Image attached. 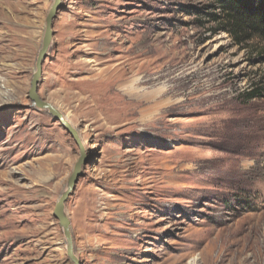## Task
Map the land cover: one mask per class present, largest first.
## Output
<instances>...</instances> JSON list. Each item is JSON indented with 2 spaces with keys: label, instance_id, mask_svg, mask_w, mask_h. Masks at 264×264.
Returning a JSON list of instances; mask_svg holds the SVG:
<instances>
[{
  "label": "rangeland",
  "instance_id": "1",
  "mask_svg": "<svg viewBox=\"0 0 264 264\" xmlns=\"http://www.w3.org/2000/svg\"><path fill=\"white\" fill-rule=\"evenodd\" d=\"M52 4L0 0V264H71L53 211L80 151L28 97ZM61 4L39 95L87 152L81 264H264V40L237 43L209 0ZM96 59L117 70L94 79Z\"/></svg>",
  "mask_w": 264,
  "mask_h": 264
},
{
  "label": "water",
  "instance_id": "2",
  "mask_svg": "<svg viewBox=\"0 0 264 264\" xmlns=\"http://www.w3.org/2000/svg\"><path fill=\"white\" fill-rule=\"evenodd\" d=\"M61 8V0H53V4L51 5L45 19L42 45L35 62V69L31 79L28 97L37 111L45 112L53 118L54 122H59L63 126V128L71 135L80 151L79 158L67 180L65 191L62 193L55 205L53 216L57 220L59 227L63 232L66 243L67 258L71 264H81L80 259L77 257L75 252L74 239L71 232V222L66 212V203L75 193L82 171L87 165V152L79 131L76 130L67 120H65L61 111H59L55 106L45 102L39 95V84L43 76V65L47 59L48 52L54 38L53 22Z\"/></svg>",
  "mask_w": 264,
  "mask_h": 264
},
{
  "label": "trees",
  "instance_id": "3",
  "mask_svg": "<svg viewBox=\"0 0 264 264\" xmlns=\"http://www.w3.org/2000/svg\"><path fill=\"white\" fill-rule=\"evenodd\" d=\"M217 13V21H222L224 30L239 44L253 38L264 40V0H209ZM258 94L245 95L253 100Z\"/></svg>",
  "mask_w": 264,
  "mask_h": 264
},
{
  "label": "bare ground",
  "instance_id": "4",
  "mask_svg": "<svg viewBox=\"0 0 264 264\" xmlns=\"http://www.w3.org/2000/svg\"><path fill=\"white\" fill-rule=\"evenodd\" d=\"M70 41V40H69ZM65 51V50H64ZM113 62H115V60H113V59H109L108 61H105L104 63L102 62V64L101 63H99V60L98 59H96L95 61L94 60H89V63H83L84 65H86V66H89L90 67V70L88 71L91 75H95V76H93V78L95 79V78H98L99 79V81H101V80H104L106 77H108L109 75H111L112 74V72H114L115 70H117V67L115 68L114 66H109V67H107V68H105V69H101V66H106V65H108V64H111V63H113ZM96 66V67H100L99 68V72L96 74V69L94 68V70H93V67L94 66ZM85 66V67H86ZM120 66V65H119ZM118 66V67H119ZM126 74L128 75V74H131V72H127L126 71ZM92 79V78H91ZM97 80V79H96ZM87 81V80H86ZM88 81H90V79L88 80ZM115 86V85H114ZM133 88V87H132ZM159 99H161V98H158V99H156V100H154V104H152L151 105V107L149 108L148 107V111L149 110H157V108L159 107V106H161L162 104H163V102H165L164 101V99H161V100H159ZM121 100L123 101V102H125V97H121ZM46 102V101H45ZM48 103V102H47ZM50 104V103H49ZM127 104L130 106V109H132V111H128V114L129 115H136V114H138V112L137 111H139L142 107H143V105H144V103L142 102V101H133L132 100V102H127ZM52 105V104H51ZM147 112V111H146ZM62 113V112H61ZM63 114V113H62ZM114 114V113H113ZM63 117L65 118V120H67L71 125H73L70 121H69V119H68V117H66V116H64L63 115ZM107 122V121H106ZM152 123V122H151ZM90 209V208H89ZM88 212H89V210L87 209V211H84V216L86 217V216H88L89 214H88ZM100 219V218H99ZM86 219H84V221H85ZM91 223V222H90ZM89 226V228H91L90 226L91 225H88ZM93 228V227H92ZM91 228V229H92ZM96 241V240H95Z\"/></svg>",
  "mask_w": 264,
  "mask_h": 264
}]
</instances>
